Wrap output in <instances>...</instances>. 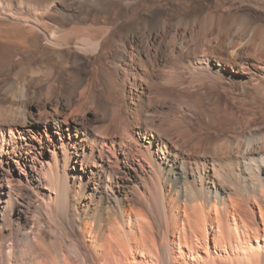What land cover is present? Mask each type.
Returning a JSON list of instances; mask_svg holds the SVG:
<instances>
[{
    "label": "bare ground",
    "instance_id": "obj_1",
    "mask_svg": "<svg viewBox=\"0 0 264 264\" xmlns=\"http://www.w3.org/2000/svg\"><path fill=\"white\" fill-rule=\"evenodd\" d=\"M199 1L0 0V264H264V182L252 195L228 164L211 165L210 187L191 179L198 160L163 124L186 117L185 86L226 78L264 96V23ZM238 2L264 15V0ZM93 119L109 123L87 135ZM110 127L137 152L115 185L79 149L81 133L109 149ZM32 150L51 161L36 169Z\"/></svg>",
    "mask_w": 264,
    "mask_h": 264
},
{
    "label": "rangeland",
    "instance_id": "obj_2",
    "mask_svg": "<svg viewBox=\"0 0 264 264\" xmlns=\"http://www.w3.org/2000/svg\"><path fill=\"white\" fill-rule=\"evenodd\" d=\"M220 1H224L227 6L229 3H233V6L235 8H237V6L238 8L240 6L244 7L243 9L247 8L249 9V11H251L252 14L254 13L253 15L259 17L262 23H264L263 13H261L260 11H256L252 7L250 8L246 3H243L244 5H240V2L238 1L241 0ZM251 1H253L252 3L256 2V0ZM212 3L213 0H200L195 10L199 11L200 9H206L207 7L211 6ZM235 8L234 10H230V12H235ZM244 61L245 63L249 62L247 60ZM252 62L254 63L253 60ZM250 64H246V66L244 65L242 66V68H236L240 75L245 76L243 77L244 80L249 79V77H256L255 75L257 73L250 66ZM254 64L258 65L262 64V62H259L258 64L255 62ZM187 75L190 79V76H192V72H189V74ZM236 81L237 82L232 81L230 83L228 80H226V78H224L221 81V84L218 85V89L215 87L212 91H210L208 85H205V87L203 88L205 90H198L196 84H193V87L185 86L183 89H181V92L184 96V102L188 106H186V117L180 118V115H177L176 117H174L175 120L173 119V117H168L166 118V120L168 121L164 122L162 116H159L158 118L157 115H153L154 119L152 118L148 121L146 120L145 122L148 127L151 128L152 126V129H155V127L159 125L160 122H164L163 124H165L167 129L170 130L171 133H173L171 134V136H173V139H178V142L181 145L182 153L186 152L194 159L198 160L197 162L199 164V167L194 170L192 174H190L191 179L197 176L199 173V175H201V177L204 179V182H206V185L210 187V182H208L206 177L208 175V172L210 171L211 165L213 164L217 168L218 166H224V168L229 166V168L232 169V171L230 172H232L233 175H235L236 177L242 175L252 183V195L253 193L259 194L258 183L262 181L264 182V178H262L264 177V160H262L264 159V96L261 98V96H257L254 94L250 95L249 91L241 89L239 87V81ZM223 88L226 90H223ZM26 113L36 114L37 108L33 105H30L26 109ZM145 114L144 118H146ZM89 116H92V114H89ZM37 118L39 122H45L44 117ZM94 120L95 119H93V121L89 123L90 125L84 122L87 125L84 126V129H94V126L96 124V126H100L102 125V123H104V125L109 123H107L106 121L101 122ZM172 120L173 122H171ZM15 121L22 122V120L20 119H17ZM72 121L79 123V121L75 120V118H72ZM154 122L156 123V125L154 124ZM13 124V127L17 125L16 122H13ZM149 124H151V126ZM89 129L87 130V135L93 133V131H90ZM106 131H103V135L107 138L106 142L108 144L107 146H109V149L104 148V151L101 152L96 141H90V139L87 138L88 136H84L82 135V133L81 136H83L84 138L83 141L79 144V149L81 154H83L82 151H84L86 154V167L89 168V166H95L99 169H107L109 172V181L113 185H115L119 183L126 175L123 171V165H135L136 162H133V159L137 156V152L135 150L136 144L134 139L128 140V138H126L128 142L122 145L120 141L123 138V135L114 127H110ZM179 134L181 135L179 136L181 139L177 138ZM183 140L185 142H183ZM196 141H200L201 144L198 146H192L191 144ZM215 143H218L217 147H215ZM6 154L9 155L7 151ZM31 157L36 158V160H34L36 169L39 164L45 165L47 162L51 161L48 151H45V153L43 154H38L33 152L32 150L30 155H28V159H30ZM62 158L63 155L59 153L58 159L60 162L63 161ZM73 160L74 158L71 160V164H73ZM258 167L260 168V171H258ZM43 169H45V167ZM191 175H193V177ZM219 182L220 181L216 183L217 185H212L214 186V188H217V191H219L223 195H231L233 193L232 189L226 185H224L223 188L218 187V184H220ZM43 187L45 188V191L49 189L45 181L43 182ZM128 191L129 202L130 204H133V202H136L135 198L133 197L134 194H132V189L128 188ZM213 191H216V189ZM259 199L261 200L262 197H260Z\"/></svg>",
    "mask_w": 264,
    "mask_h": 264
}]
</instances>
